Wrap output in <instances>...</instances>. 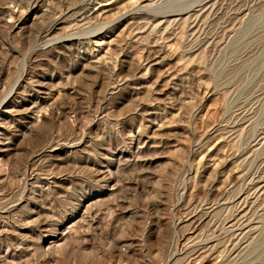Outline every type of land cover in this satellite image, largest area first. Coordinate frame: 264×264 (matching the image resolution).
I'll list each match as a JSON object with an SVG mask.
<instances>
[{
  "label": "rangeland",
  "instance_id": "374dc122",
  "mask_svg": "<svg viewBox=\"0 0 264 264\" xmlns=\"http://www.w3.org/2000/svg\"><path fill=\"white\" fill-rule=\"evenodd\" d=\"M0 264H264V0H0Z\"/></svg>",
  "mask_w": 264,
  "mask_h": 264
}]
</instances>
